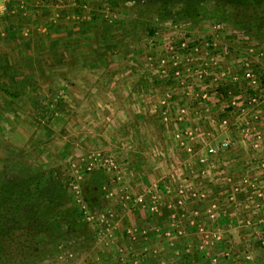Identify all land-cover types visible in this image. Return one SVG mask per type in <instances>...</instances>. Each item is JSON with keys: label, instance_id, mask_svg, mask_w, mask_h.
<instances>
[{"label": "rangeland", "instance_id": "rangeland-1", "mask_svg": "<svg viewBox=\"0 0 264 264\" xmlns=\"http://www.w3.org/2000/svg\"><path fill=\"white\" fill-rule=\"evenodd\" d=\"M100 1L103 8L95 13L113 27L121 50H135L128 66L136 67L135 76L151 90L142 88V81V89H130L132 75L116 87L114 74L99 72L106 64L101 55L92 64L99 70L89 72L82 71L80 58L66 61L70 70L60 67L62 74L27 63L34 58H6L15 66L0 63V186L22 176L38 191L20 198L27 203L17 198L21 210L13 204L14 212L0 191V264H264V220L253 226L243 218L264 217V200L253 201L258 191L264 199V136L257 138L264 132V107L240 110L251 93L239 89L244 69L235 61H249L244 68H252L264 84V7L256 0H248L249 6L235 0L247 6L244 25L226 7L229 0H200L195 16L175 18L159 16L155 0L116 8ZM190 40L198 50L191 61L180 59L179 77L169 64L164 70L155 58L147 60ZM118 56L110 64L121 62L125 69ZM209 100L217 106L209 122L188 121L180 129L176 121L183 119L174 118L175 109L168 119L160 116L171 103H184L188 114ZM225 138L234 139L231 148L206 153L208 144ZM184 159L190 161L180 163ZM199 170L203 178H194ZM48 185L49 191H41ZM53 191L52 202L43 193ZM193 191H202L203 198L195 199ZM45 208H51L55 226L36 224V212ZM207 209L220 219L226 212L223 228L209 229ZM69 214L74 227L67 223ZM198 215L206 232L198 231ZM20 225H36V248L26 254L2 250L5 229L21 232Z\"/></svg>", "mask_w": 264, "mask_h": 264}, {"label": "crops", "instance_id": "crops-1", "mask_svg": "<svg viewBox=\"0 0 264 264\" xmlns=\"http://www.w3.org/2000/svg\"><path fill=\"white\" fill-rule=\"evenodd\" d=\"M81 1L79 4L78 0H67L58 3L55 0H0V63L3 67L15 66L13 63L10 64V61L6 62V58L11 60L15 57L22 56L25 59L34 58L27 62L31 66L47 67L50 69L49 71L51 73L56 72L62 74L64 73V69L61 70L60 67L65 68V65H67L66 73H69L70 70L68 69L70 66L69 64H66V61H70L73 58H80V64L82 63L83 67H81L83 69L82 71L89 72L93 71V69H97L98 71L99 68H93L92 64L94 63L95 67L96 61L99 60V55H101L102 61L104 60L106 64L102 63V65H100L102 69L99 72H109L110 74H114V77H116L114 79L117 85L116 87L120 86L122 79L124 80L132 75V83H129V85H131L130 89L138 91L142 88H147V90H151L150 84H145L144 81L139 79L140 76H135V73H137L136 67L130 68V66H128L129 58L130 60H135V50L131 49L133 54L131 53V50L130 52H124L121 50L120 43H116L117 39L114 37L115 34L112 30L113 27L103 20V14L95 13L96 8L91 5L86 6L85 3L81 5ZM121 33L122 37L125 38L127 34L126 31H120V34ZM105 44H108L111 47L113 46L112 48L117 49V52L113 51V53H110L105 47ZM134 45V42L131 41L130 46L133 47ZM118 54H120L121 58L124 59L123 61L127 64L125 69L119 66L121 62L118 64H110L111 62L114 63L119 57ZM235 61L237 62L236 65L240 66L236 59ZM130 63L133 62L130 61ZM134 64L136 63L134 62ZM143 69L146 71L147 75V72L149 71L145 68ZM143 69L141 74L145 75ZM46 72H48V70ZM137 75L139 74L137 73ZM144 79H146V77H144ZM140 81H142V88L139 85ZM175 86L182 89V86L179 84H176ZM161 87L166 88L167 86L165 84ZM183 90L184 89H182V92ZM198 105L199 106H196L195 108L193 107L189 109L190 111H188L187 114V108L184 103L178 102L177 105L171 103L164 109L163 114H160V116L164 119H168L167 117L170 116V110L172 109V112L174 113L173 109H175L174 118L178 119L179 117L183 119L181 122L175 120L180 124V129L182 128V125L188 121L196 124L199 123V121L209 122L208 119L214 118L215 108H217L214 101L209 100L206 104L199 103ZM178 107L179 109L185 108V113H181ZM176 136L178 138L185 137L182 134L179 136L176 134ZM177 149H179V147ZM179 150L185 153L183 149ZM240 160L241 158H238L233 164H237V162L239 163ZM188 161L190 160L184 159V161H181L180 163ZM200 172L201 170L193 173L192 176L194 178H198L199 176L203 178L201 175L203 172ZM259 186H262V184ZM253 197L254 203L261 201V199L264 200L259 195H254ZM246 205L248 204L245 203V206ZM222 212L221 219L225 218L224 213H226L225 211ZM204 214H207V212L205 211ZM198 217L199 215L197 216V219ZM215 218L216 216L211 220L213 222H211V227H209V229L213 228L212 230H215L223 228L222 224L225 220L223 219L222 223L219 215L217 216L219 220L216 218L215 221ZM243 218L249 219V222L251 221L253 226L261 224L264 220V217H261L260 214L257 215V217L256 215L250 214ZM246 221L248 222V220ZM199 222L198 219L196 224ZM247 229V227H244L242 230ZM261 232H263V229Z\"/></svg>", "mask_w": 264, "mask_h": 264}, {"label": "trees", "instance_id": "trees-1", "mask_svg": "<svg viewBox=\"0 0 264 264\" xmlns=\"http://www.w3.org/2000/svg\"><path fill=\"white\" fill-rule=\"evenodd\" d=\"M88 0H85V2H87ZM91 3V6H94L97 9H101L102 4L101 1L98 0L99 2H94V0H89ZM108 2L111 3V5L114 6V8L120 6V4H125L128 1L131 2H137L140 0H106ZM144 1H154V0H144ZM158 2L157 5V10H158V15L159 16H171L172 18L175 17H181L183 15L186 16H195V12H196V7L197 4L200 0H155ZM232 4L227 5L226 7H229L231 9H233L235 12H233L232 14L237 17L238 19H236L237 22L246 25L247 24V19L248 17H242L243 16V11L246 10L247 6H249L250 4L247 3L248 0H238L240 2H243L244 4H248L246 5H241V3H234L235 0H229ZM256 4L258 3L260 8L263 10V5H262V0H256L255 1ZM83 4V3H81ZM87 4V3H86ZM148 5V4H147ZM149 6V5H148ZM264 12V11H263ZM261 13V12H259ZM258 14V13H256ZM262 14V13H261ZM160 17V18H161ZM260 20V16L257 17V19L255 18V22H259ZM264 24V20H262V23ZM259 26V25H258ZM153 29H151L150 31H153ZM154 32V31H153ZM105 47L107 48V50H111L112 47L108 44H105ZM106 51V50H104ZM11 96H13L12 94H10ZM50 188V186H45L41 189V191L46 190L49 191L47 188ZM62 186H60L61 188ZM0 191L3 195V198L5 201L10 200L11 202V208H7V210H13V204H16L17 207H15V210L17 208L20 209V201L22 202H29V201H25V200H21L22 199H26L27 197L30 198V196H33L34 193L38 192L37 190H33L30 188V181L27 178H24L22 176H16L11 178L9 181H7L5 184H2L0 186ZM47 196H49L52 200V202L55 199V192H51V193H43ZM17 198L20 200L18 202H15L17 200ZM59 203V202H58ZM7 204V203H6ZM15 206V205H14ZM30 209H31V205H29ZM46 210H42L40 212V214H37L36 212V217L39 218L38 220H40V222L37 220L36 224L41 226L42 228H47L48 226H55L57 223L54 220H51L52 217L50 216L49 212L51 211V208H45ZM15 210H13L12 212H14ZM21 210V209H20ZM30 210H26V212H29ZM53 211V208H52ZM71 212V211H70ZM29 215V214H28ZM69 220H68V225L70 227H74L76 220L74 219V217L72 216V214L68 215ZM60 222H63V220H58ZM31 226L32 223L26 224ZM36 228V225H34ZM21 227V232H14V230H9V229H5V235L4 238L2 240V243L4 244L2 247V250H4L5 248L7 249V251L10 252H18V254H26L31 252L32 249L36 248L35 244L39 243V239L37 238V233L36 231H33V227L29 228H25L22 225H20ZM35 234V235H34ZM5 264V263H4Z\"/></svg>", "mask_w": 264, "mask_h": 264}, {"label": "built area", "instance_id": "built-area-1", "mask_svg": "<svg viewBox=\"0 0 264 264\" xmlns=\"http://www.w3.org/2000/svg\"><path fill=\"white\" fill-rule=\"evenodd\" d=\"M188 45L191 46V48H187ZM179 48L183 49L185 48V50L180 51ZM197 47L196 45L193 43V41H181L179 43V46H170L169 51H167V53H162L159 56L153 57V56H148L147 60L149 63H151V61L153 60V58H155V62L156 63H160L159 65L164 68H166L167 64H169V66L172 67L173 69V73L176 77L180 76V68H179V63H180V59L181 58H185L186 61H191V53H196L197 51ZM157 57H159V59H157ZM239 64L241 65V68L244 69L243 72L241 73V79L245 81V83L242 85L243 87H241V85H239V89L246 87L247 90H249L250 96L247 97V103L245 104V106H241L242 109L240 110H244V108L247 105H256V106H263L264 107V92L259 95L260 93H255L254 90L261 88L262 91H264V84H261L259 81H257V79L254 78V71L252 70V68H244L245 66L249 67V61H247L246 59H240ZM164 70L162 69V72H164ZM187 70H191L190 68H188ZM183 109L180 110L181 113H183ZM246 111V108H245ZM244 111V112H245ZM228 122V119H223V123L226 125ZM264 136V132L261 133L257 136V138H261ZM234 145V139H230V138H225L223 140H221L219 143H215V144H211V145H207L206 147V153H208L209 155H212L216 152H218V150H227L229 148H231ZM190 147H187V150H190ZM200 161L203 162L204 158H200ZM258 191V189L256 190ZM257 195H261V193H257ZM193 197H195V199H202L203 198V193L202 191H193ZM181 202V201H180ZM207 215H209L211 217V219L214 218V213L212 211V209H207ZM193 223V221H192ZM199 224V223H198ZM250 229V228H248ZM198 231L201 232H206V229L204 230V227L201 226L200 224L198 225ZM264 243V241H263Z\"/></svg>", "mask_w": 264, "mask_h": 264}]
</instances>
